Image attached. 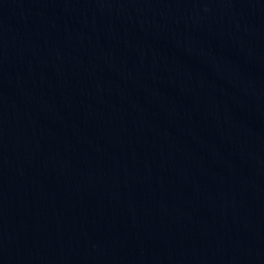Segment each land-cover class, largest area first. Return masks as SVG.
<instances>
[{"label": "water", "instance_id": "95a60500", "mask_svg": "<svg viewBox=\"0 0 264 264\" xmlns=\"http://www.w3.org/2000/svg\"><path fill=\"white\" fill-rule=\"evenodd\" d=\"M0 264H264V0H0Z\"/></svg>", "mask_w": 264, "mask_h": 264}]
</instances>
